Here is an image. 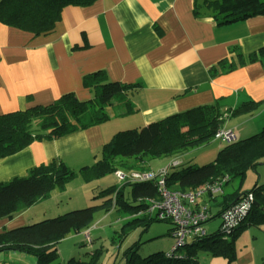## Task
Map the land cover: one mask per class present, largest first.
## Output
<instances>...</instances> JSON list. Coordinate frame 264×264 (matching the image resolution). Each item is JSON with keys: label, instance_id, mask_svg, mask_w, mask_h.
Instances as JSON below:
<instances>
[{"label": "crops", "instance_id": "crops-1", "mask_svg": "<svg viewBox=\"0 0 264 264\" xmlns=\"http://www.w3.org/2000/svg\"><path fill=\"white\" fill-rule=\"evenodd\" d=\"M196 1L95 0L86 6L68 5L55 28L37 36L0 22V114L49 104L67 92L90 99L93 90L84 78L101 70L112 80L135 84L129 98L137 107L128 115H116L109 107L110 118L101 124L58 138L36 139L0 158V182L52 160H62L73 169L92 164L102 145L119 130L198 105L216 102L224 110H234L252 100L258 103L254 111L225 113L221 128L235 127L240 137H247L264 127V63L239 64L240 50L249 53L264 46V14L219 26L203 6L195 15ZM232 46H238V52ZM222 59L238 66L225 73L219 65ZM67 185L43 200L59 203ZM36 203L11 219L1 218L0 232L56 212L53 202H45L42 211Z\"/></svg>", "mask_w": 264, "mask_h": 264}, {"label": "trees", "instance_id": "trees-1", "mask_svg": "<svg viewBox=\"0 0 264 264\" xmlns=\"http://www.w3.org/2000/svg\"><path fill=\"white\" fill-rule=\"evenodd\" d=\"M95 0H0V22L31 33L33 36L51 32L61 19L64 7L86 6ZM195 15L200 7L210 10L214 22L227 25L250 16L264 14V0H197ZM238 52V46H232ZM239 64L261 61L264 63V46L249 53L240 50ZM223 72L234 70L235 61L222 59ZM212 72H215L213 67ZM84 84L93 90L90 99L82 100L75 92L62 94L49 104H38L26 109L0 114V158L12 155L43 138H58L77 129L101 124L110 118L107 111L114 107L116 115H128L137 110L130 100L129 92L135 84L112 80L105 70L93 72L84 78ZM258 106L252 100L237 108L224 110L218 103L198 105L152 121L146 125L122 129L104 143L96 161L73 169L62 160L33 166L26 175L15 176L0 182V219L13 218L16 212L49 198L55 188H66L76 176L90 182L107 175H114L116 183L104 188L97 196H109L101 204L72 209L63 214L46 217L30 224L0 232V251L21 250L37 256V264H61L56 261L58 244L70 233L90 229L95 210L117 211L118 217L126 219L118 237L130 233L133 227H149L157 219L145 212L149 206L145 198L157 196L159 189L155 181L120 182L116 170H144L150 168L151 159L158 157H180L181 163L170 168L166 177L168 186H178L182 191L195 190L207 182L226 178L225 191L211 198L219 211L208 220L219 215L228 205L244 194L252 192L255 202L248 215L230 231L195 237L173 251H157L142 256L136 242L125 252L126 264H201L199 249L211 255L222 256L232 261L236 258L234 240L244 229L257 227L264 230V183L257 181L249 190H242V182L248 170L256 169L264 162V127L247 137L231 143H223L214 160L198 165L184 163L183 153L215 138L223 126L225 113L233 115L249 113ZM238 186L226 190L233 182ZM128 195L136 203L128 200ZM142 199H144L142 201ZM212 203V202H211ZM141 213V214H137ZM207 221V222H208ZM206 222V224H207ZM170 223L172 235L173 225ZM205 224V226H206ZM88 240V239H87ZM89 241V240H88ZM92 241V240H91ZM97 252L88 260L71 257L65 264H97Z\"/></svg>", "mask_w": 264, "mask_h": 264}, {"label": "rangeland", "instance_id": "rangeland-1", "mask_svg": "<svg viewBox=\"0 0 264 264\" xmlns=\"http://www.w3.org/2000/svg\"><path fill=\"white\" fill-rule=\"evenodd\" d=\"M225 128L229 129L230 127L227 126ZM219 143L220 140L212 139L202 145L191 147L183 153L181 158L185 164L194 163L203 165L215 159L219 151L217 149ZM169 161L170 159L167 157L154 158L151 159L150 166L157 171L159 168L166 166ZM158 164L160 165L157 166ZM96 180L98 181L90 183L84 181L80 176H76L71 179L70 184L69 182L67 183V190L61 193L62 201L59 199L60 197H57L60 200L59 203H56V199L38 201L36 203L37 209L42 211L47 207L45 202H49L47 203L49 205H52L53 202L54 205L52 207H54V211L56 212H52V214H47V216L43 217L46 218L63 214L72 209L101 204L109 196L97 195L104 188L112 185L115 182V177L110 174ZM257 181L264 183V162L258 165L256 169L248 170L242 182V190H249ZM237 186L238 182L235 180L227 186L226 190L230 191ZM171 187L178 189L177 185ZM56 189L58 190V188ZM92 190H94V193L89 194ZM125 191L128 200L136 203L128 195L129 187H126ZM213 211L217 213L219 207L214 206ZM46 213H49V211ZM125 221L126 219L123 220V218L118 220L116 210L109 212H106L102 208L95 210L94 221L90 226L92 241L87 240L83 231L70 233L59 242L56 261L65 264L71 257L88 260L94 252H97V264H126L125 252L129 246L136 242H141L139 245V253L142 256L157 251L169 252L176 244V240L170 233V223L168 221L155 220L147 228L143 225H137L132 228L129 234L120 238L118 234L121 232ZM221 223L222 218L219 215L208 221L206 224L208 234L216 233ZM234 247L236 258L232 261L222 256L211 255L204 249H199V260L201 264H264L263 229L257 227L244 229L234 240ZM0 264H37V256L16 249L0 251Z\"/></svg>", "mask_w": 264, "mask_h": 264}, {"label": "built area", "instance_id": "built-area-1", "mask_svg": "<svg viewBox=\"0 0 264 264\" xmlns=\"http://www.w3.org/2000/svg\"><path fill=\"white\" fill-rule=\"evenodd\" d=\"M215 137L221 142L231 143L240 139L237 128H220ZM181 163L180 157H173L166 166L157 171L149 168L144 170L124 171L116 170L115 174L120 182L129 181H155L159 194L157 196L142 199L148 202L145 210L157 219L171 222L173 227L172 237L176 240L174 249L184 246L187 241L203 236L207 233L206 222L213 216L211 198L222 194L225 191L224 182L221 180L207 182L195 190L182 191L168 186L166 183L167 174L172 166ZM255 204V197L252 192L244 194L235 202L226 206L220 213L222 218L221 230L230 231L241 224ZM141 214V213H137ZM86 238L90 241V229L84 230Z\"/></svg>", "mask_w": 264, "mask_h": 264}, {"label": "bare ground", "instance_id": "bare-ground-1", "mask_svg": "<svg viewBox=\"0 0 264 264\" xmlns=\"http://www.w3.org/2000/svg\"><path fill=\"white\" fill-rule=\"evenodd\" d=\"M174 250V248H172L170 251H173Z\"/></svg>", "mask_w": 264, "mask_h": 264}, {"label": "clouds", "instance_id": "clouds-1", "mask_svg": "<svg viewBox=\"0 0 264 264\" xmlns=\"http://www.w3.org/2000/svg\"><path fill=\"white\" fill-rule=\"evenodd\" d=\"M241 138V137H240ZM120 220V219H119Z\"/></svg>", "mask_w": 264, "mask_h": 264}, {"label": "water", "instance_id": "water-1", "mask_svg": "<svg viewBox=\"0 0 264 264\" xmlns=\"http://www.w3.org/2000/svg\"><path fill=\"white\" fill-rule=\"evenodd\" d=\"M255 204H256V202H255Z\"/></svg>", "mask_w": 264, "mask_h": 264}]
</instances>
